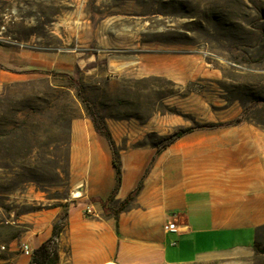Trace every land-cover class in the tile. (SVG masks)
I'll return each mask as SVG.
<instances>
[{
  "label": "rangeland",
  "instance_id": "obj_1",
  "mask_svg": "<svg viewBox=\"0 0 264 264\" xmlns=\"http://www.w3.org/2000/svg\"><path fill=\"white\" fill-rule=\"evenodd\" d=\"M77 31L91 36L88 55L68 57L67 37ZM31 37L43 50L57 49V67L28 72L0 90V220L32 208L21 203L27 186L42 197L36 209L69 204V124L87 115L79 96L101 119L199 112L261 116L264 126V0H0V40ZM148 57L155 71L146 74ZM183 57L190 60L186 72H201L197 78L184 80ZM146 140L158 139L151 133ZM65 214L45 239L52 238L54 253ZM24 230L0 223V256L8 257L0 264H52L54 254L44 260L22 252ZM219 245L231 249L233 242ZM191 264H264V227L251 248Z\"/></svg>",
  "mask_w": 264,
  "mask_h": 264
},
{
  "label": "crops",
  "instance_id": "obj_2",
  "mask_svg": "<svg viewBox=\"0 0 264 264\" xmlns=\"http://www.w3.org/2000/svg\"><path fill=\"white\" fill-rule=\"evenodd\" d=\"M67 39L71 46L64 50L66 56L88 55L89 34L71 32ZM37 40H0V90L4 84L23 80L28 72L57 67V49L43 50ZM189 61L179 59L184 80L201 73L197 67L186 72ZM154 71L153 59L146 58L143 72ZM191 97L194 105L201 103L196 93ZM189 115L104 118L121 169L114 201L123 200L142 179L131 204L114 219L104 215L98 201L106 199L115 185L111 147L80 112L69 124V204L36 209L42 197L27 186L21 203L32 208L18 215L8 212L0 223L24 225L20 239L33 250L51 234L53 223L66 209L57 264H191L251 248L264 227L261 116H244L233 123L238 116ZM209 123L217 125L206 126ZM178 131L182 133L173 142L157 149L162 139ZM151 133L157 141L146 140ZM75 192L79 194L73 197ZM168 223H174L176 230H165ZM16 239H8L9 251ZM227 239L233 242L231 249L219 245ZM7 259L0 256V262Z\"/></svg>",
  "mask_w": 264,
  "mask_h": 264
},
{
  "label": "trees",
  "instance_id": "obj_3",
  "mask_svg": "<svg viewBox=\"0 0 264 264\" xmlns=\"http://www.w3.org/2000/svg\"><path fill=\"white\" fill-rule=\"evenodd\" d=\"M79 100L81 101V103L83 104V108L85 109L88 117L91 119L94 128L100 133L102 134L106 140L108 141L110 147H111V151H112V163L114 165L115 168V173H116V178H115V185L111 191V193L109 194V196L102 200L99 199L98 201L101 203L102 208H103V212L105 216H111L114 219H116L117 214L124 210L125 208H127L131 202L133 201L134 197L136 196V194L138 193V191L141 188L142 185V179L138 182V184L136 185V187L121 201H118V206L114 209H112L108 203L114 201V196L115 193L119 187L120 184V176H121V169H120V163H119V157H118V152L115 148L113 139L111 137L110 131L104 121V119H101L100 117H98V115L91 111L90 108H88V106L85 103V100L82 99V97L79 96ZM240 117H237L236 119H234L233 123L240 121ZM220 124V123H218ZM217 124H213V123H209L206 124V126H214ZM180 133H182V131H178L173 133L172 135L162 139L158 144H157V149L160 150L161 148H163L164 146L170 144L171 142H173L179 135ZM58 221V220H57ZM57 221L54 222V224L52 225V236H55L57 233ZM52 240V238H48L47 240H45L44 242H42L34 251H32V254H38L40 257L44 258V260H46L47 258H49L50 255L54 254V259L52 260V264H56L58 261V256H57V252H53L50 247H48V243Z\"/></svg>",
  "mask_w": 264,
  "mask_h": 264
},
{
  "label": "built area",
  "instance_id": "obj_4",
  "mask_svg": "<svg viewBox=\"0 0 264 264\" xmlns=\"http://www.w3.org/2000/svg\"><path fill=\"white\" fill-rule=\"evenodd\" d=\"M164 229L165 230H172V231H175L176 228L174 226V223H168V224H165L164 225ZM21 250L24 254H30L32 253V250L29 249V247L27 246V244L25 243H22L21 244Z\"/></svg>",
  "mask_w": 264,
  "mask_h": 264
},
{
  "label": "bare ground",
  "instance_id": "obj_5",
  "mask_svg": "<svg viewBox=\"0 0 264 264\" xmlns=\"http://www.w3.org/2000/svg\"><path fill=\"white\" fill-rule=\"evenodd\" d=\"M77 194H79V192H75L72 194L73 197L77 196Z\"/></svg>",
  "mask_w": 264,
  "mask_h": 264
}]
</instances>
